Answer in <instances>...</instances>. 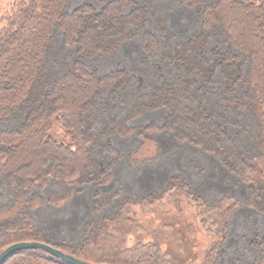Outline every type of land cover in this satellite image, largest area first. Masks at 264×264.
<instances>
[{
	"label": "trees",
	"instance_id": "trees-1",
	"mask_svg": "<svg viewBox=\"0 0 264 264\" xmlns=\"http://www.w3.org/2000/svg\"><path fill=\"white\" fill-rule=\"evenodd\" d=\"M177 2L198 21L182 39L144 0H83L74 9L71 0L13 1L0 27V255L15 243L44 242L90 264H181L154 224L184 221L189 231L176 232L182 252L196 250L198 264L226 256L241 201H210L179 174L149 194L97 191L83 239L49 240L36 211L63 208L82 192L76 185L110 181L123 160L113 136L164 134L198 149L247 188L245 206L264 217V0ZM139 36L142 67L99 69L100 58ZM58 45L72 55L54 75ZM149 113L160 121L140 122ZM188 240L197 248L184 249ZM4 264L69 263L21 250Z\"/></svg>",
	"mask_w": 264,
	"mask_h": 264
},
{
	"label": "rangeland",
	"instance_id": "rangeland-1",
	"mask_svg": "<svg viewBox=\"0 0 264 264\" xmlns=\"http://www.w3.org/2000/svg\"><path fill=\"white\" fill-rule=\"evenodd\" d=\"M13 1L0 0V27L5 22L4 19L10 12ZM82 1L71 0L70 8L74 9ZM144 1L152 5L159 18L168 21L170 28L181 39L198 27L195 13L180 5L177 0ZM258 18L263 28L264 19L262 16ZM71 55L72 52L69 50L62 51L60 46H57L55 56L51 59L54 75L65 71ZM146 60L147 57L141 51L139 36L123 46L117 54L100 58L97 64L102 72H108L118 67L138 68L139 65L142 67ZM261 70H264V66ZM151 121H160L159 114L149 113L140 122L146 124ZM56 134L60 142L69 143V138L60 127L56 129ZM113 137L112 141L122 152L123 160L110 173V181L88 186L76 185L77 188L82 189V192L75 193L71 202L63 208L53 210L45 207L36 211L38 226L48 233L51 242L65 240L68 243H77L83 239L82 227L93 217V196L97 191L121 192L123 195L131 196L149 194L157 191V187L163 188L171 176L179 174L190 181L197 193L210 201L231 195L242 203L230 222V232L226 242L227 254L218 264H248L264 256V243H262L264 217L245 206L247 188L238 183L232 175H228L210 157L202 156L198 149L180 145L171 136L164 134L160 136L147 134L124 142ZM19 158L20 161L27 162L24 155H19ZM99 160L103 158L99 156ZM178 222V228L172 229L165 223L156 221L154 231L164 237L165 234L168 236L170 244L174 246L172 252L180 257L181 264H198L199 260H194L196 250L182 252L181 243L176 240L177 230L187 228L189 231L190 224L184 221ZM251 239H258L261 244L250 245ZM189 240L183 244L184 249L197 248L196 243ZM132 244L133 240L129 241L128 246Z\"/></svg>",
	"mask_w": 264,
	"mask_h": 264
},
{
	"label": "water",
	"instance_id": "water-1",
	"mask_svg": "<svg viewBox=\"0 0 264 264\" xmlns=\"http://www.w3.org/2000/svg\"><path fill=\"white\" fill-rule=\"evenodd\" d=\"M21 250H40L69 264H90L63 252L53 245L43 242H19L10 245L0 255V264H4L12 254Z\"/></svg>",
	"mask_w": 264,
	"mask_h": 264
}]
</instances>
